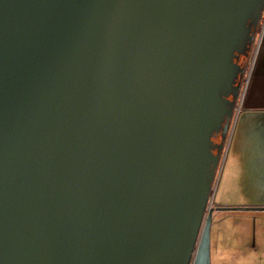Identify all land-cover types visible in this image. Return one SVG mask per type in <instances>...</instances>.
<instances>
[{
  "label": "water",
  "instance_id": "obj_1",
  "mask_svg": "<svg viewBox=\"0 0 264 264\" xmlns=\"http://www.w3.org/2000/svg\"><path fill=\"white\" fill-rule=\"evenodd\" d=\"M263 16L0 0V264H210L214 213L264 212L210 205Z\"/></svg>",
  "mask_w": 264,
  "mask_h": 264
},
{
  "label": "crops",
  "instance_id": "obj_2",
  "mask_svg": "<svg viewBox=\"0 0 264 264\" xmlns=\"http://www.w3.org/2000/svg\"><path fill=\"white\" fill-rule=\"evenodd\" d=\"M242 107L231 137L227 169L215 190L218 207H224L231 197L237 198L230 200L233 207H264V32Z\"/></svg>",
  "mask_w": 264,
  "mask_h": 264
},
{
  "label": "rangeland",
  "instance_id": "obj_3",
  "mask_svg": "<svg viewBox=\"0 0 264 264\" xmlns=\"http://www.w3.org/2000/svg\"><path fill=\"white\" fill-rule=\"evenodd\" d=\"M263 22L264 17L256 35V43L261 37L260 29L264 24ZM251 59L249 64L246 62L247 67L251 64ZM247 67L246 69H248ZM246 76L247 73H245L243 80ZM241 101L242 99L239 100V104ZM242 108L241 105L237 118ZM231 130L232 127H230V132ZM230 137V133H228L221 158L224 162L217 173L218 182L224 170L227 169L225 164L231 145ZM236 199V197H231L229 201L227 200L228 203L224 204V207H233L230 205H233L231 203H234L232 201H237ZM238 200L244 199L238 198ZM218 201H220V198H216L214 195L210 205L216 207L215 204ZM210 264H264V212L236 211L214 213L210 229Z\"/></svg>",
  "mask_w": 264,
  "mask_h": 264
},
{
  "label": "built area",
  "instance_id": "obj_4",
  "mask_svg": "<svg viewBox=\"0 0 264 264\" xmlns=\"http://www.w3.org/2000/svg\"><path fill=\"white\" fill-rule=\"evenodd\" d=\"M263 23H264V22H263ZM263 32H264V24L262 25V28L260 29V35H261V37H260V39L258 40L257 43H256V40H255V43H254V45L252 46L251 51H250V53H249V57L247 58V61H246V62H248V64H249L250 59L253 58V59H251V64H250L248 67H247V63H246V67H247L249 70H248V69L245 70V73H247V76H246V78L243 80L242 85H241V89H240V97H241V99H242L241 104H242V102H243L244 96H245V94H246V92H247V89H248V84H249V80H250V77H251L252 68H253V66H254V63H255V61H256V58H257V55H258V52H259V48H260V44H261V40H262ZM256 38H257V36H256ZM254 47H255V50H254ZM246 71H247V72H246ZM244 75H245V74H244ZM241 99H240V100H241ZM240 107H241V105L239 104V106H238V110L236 111L237 114L239 113V109H240Z\"/></svg>",
  "mask_w": 264,
  "mask_h": 264
},
{
  "label": "flooded vegetation",
  "instance_id": "obj_5",
  "mask_svg": "<svg viewBox=\"0 0 264 264\" xmlns=\"http://www.w3.org/2000/svg\"><path fill=\"white\" fill-rule=\"evenodd\" d=\"M264 17V16H263ZM263 17H262V19H263ZM261 22H262V20H261ZM261 24V23H260ZM260 27V26H259ZM258 30H259V28H258ZM257 34H258V31H257ZM245 62V60L244 59H242V61H241V64H243ZM244 77V76H243ZM242 82H243V78H242V81H241V85H242ZM219 138L216 140V142H219ZM226 142V141H225ZM225 145V144H224Z\"/></svg>",
  "mask_w": 264,
  "mask_h": 264
},
{
  "label": "bare ground",
  "instance_id": "obj_6",
  "mask_svg": "<svg viewBox=\"0 0 264 264\" xmlns=\"http://www.w3.org/2000/svg\"><path fill=\"white\" fill-rule=\"evenodd\" d=\"M233 124H234V121H233Z\"/></svg>",
  "mask_w": 264,
  "mask_h": 264
}]
</instances>
